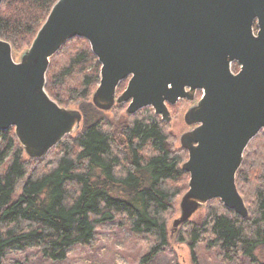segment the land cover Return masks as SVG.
<instances>
[{
    "label": "water",
    "instance_id": "95a60500",
    "mask_svg": "<svg viewBox=\"0 0 264 264\" xmlns=\"http://www.w3.org/2000/svg\"><path fill=\"white\" fill-rule=\"evenodd\" d=\"M73 38L100 64L95 109L127 104L131 117L150 107L170 123L169 105L193 103L179 137L187 191L170 233L214 199L246 219L235 177L249 143L264 137V0H56L17 61L0 40V133L12 128L29 159L43 160L82 124L45 90L50 59Z\"/></svg>",
    "mask_w": 264,
    "mask_h": 264
},
{
    "label": "trees",
    "instance_id": "16d2710c",
    "mask_svg": "<svg viewBox=\"0 0 264 264\" xmlns=\"http://www.w3.org/2000/svg\"><path fill=\"white\" fill-rule=\"evenodd\" d=\"M55 2L3 0L0 40L10 43L14 56L30 46ZM99 71L87 41L73 38L50 59L45 90L61 107L88 102ZM122 109L116 105L112 110ZM102 115L97 109L86 110L83 129L66 136L41 161L25 155L12 128L0 133V165L7 163L0 171V264L12 249L29 246L45 260L62 262L70 249L93 245L100 225L117 220L134 236L150 238L142 262L169 246L167 217L181 193L174 185L188 178L181 171L187 153L171 148L165 123L150 107L127 117L119 131ZM55 151L58 155L52 157ZM52 158L53 164L44 169L42 164ZM235 183L248 217L242 219L218 199L209 201L205 218L192 221L198 210L180 227L184 234L177 236V241L189 243L192 253L204 242L226 263L258 261L264 249L261 134L245 150Z\"/></svg>",
    "mask_w": 264,
    "mask_h": 264
},
{
    "label": "rangeland",
    "instance_id": "374dc122",
    "mask_svg": "<svg viewBox=\"0 0 264 264\" xmlns=\"http://www.w3.org/2000/svg\"><path fill=\"white\" fill-rule=\"evenodd\" d=\"M24 50H20L16 53L14 56L15 61L18 60L19 55ZM232 70L234 73L238 72L239 66L233 64ZM126 84L127 81L123 83L120 91L118 90L116 93L117 96L126 88ZM200 97L201 93H197L195 95V98L197 99H195V102L198 101ZM192 104V102L182 100L177 102L174 106L168 107L171 120L170 123L164 124V131L168 137L169 145L174 151L180 150V135L189 130L183 122V115ZM122 107V111L120 110L116 112V110H111L109 112H103V115L110 123V126H113L118 131L123 124L128 123V116L125 114L127 104H123ZM64 108L79 110L82 113V116L86 110L93 111V113L96 110L91 103V98L88 102L70 104L66 105ZM80 128L81 131L83 126L80 125ZM57 155L58 151H55L52 157H56ZM252 155L253 152L250 151L249 156L253 160L254 158ZM186 160L187 154L184 155V161ZM52 164L53 158L50 160L47 159L42 166L44 169H47ZM4 166L6 167L7 163L0 165V171ZM187 182L188 178H185L183 182L174 185V187H178L181 190V193L174 200L173 211L167 217L169 246L163 252L148 261L142 262V259L147 255L151 244L150 238L145 236H134L129 232L125 225L120 223V220H117L100 225L95 231V243L93 245L88 247L78 246L70 249L67 253V258L62 262L45 260L40 256V253L36 248L29 246L12 249L6 255L5 264H231L222 261L217 252L214 249H209L204 242L198 244L192 253L188 242L177 241V236L180 233L184 234L181 229H179L174 236L170 233L172 221L179 216V200L187 191ZM23 183L24 179L16 183V191L20 190ZM206 210V207L202 208V211L195 215L192 218V221L199 222L203 220L206 216ZM258 257L257 262L242 259L238 264H264V249L259 253Z\"/></svg>",
    "mask_w": 264,
    "mask_h": 264
},
{
    "label": "flooded vegetation",
    "instance_id": "af4514ba",
    "mask_svg": "<svg viewBox=\"0 0 264 264\" xmlns=\"http://www.w3.org/2000/svg\"><path fill=\"white\" fill-rule=\"evenodd\" d=\"M199 93V92H198ZM197 100V99H196ZM174 106V105H173ZM190 129V128H189Z\"/></svg>",
    "mask_w": 264,
    "mask_h": 264
}]
</instances>
